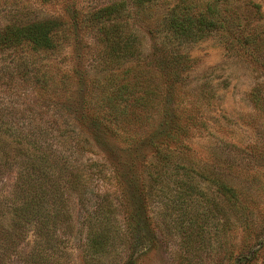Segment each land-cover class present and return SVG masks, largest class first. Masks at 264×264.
<instances>
[{
	"label": "rangeland",
	"instance_id": "rangeland-1",
	"mask_svg": "<svg viewBox=\"0 0 264 264\" xmlns=\"http://www.w3.org/2000/svg\"><path fill=\"white\" fill-rule=\"evenodd\" d=\"M121 1L128 6L127 16L93 20L99 8ZM131 1L0 0V27L46 19L60 23L53 49L19 50L17 65L22 64L25 73L30 67L24 79L16 69L3 72L9 59H0V101L6 111L16 108L12 116L18 119V129L29 113L42 116H36L35 127L52 131L50 120L65 118L67 125L59 123L63 137L58 144H65L71 129L88 140L80 149L73 147L81 192H69L64 186L62 219L42 230L35 224L16 226L6 210L19 189L17 183L22 193L31 190L25 177L35 174L31 169L24 172L22 164L31 165L33 149L24 144L16 151L12 143L1 151L0 143V264H264V107L256 109L249 99L256 87L264 89V50L255 62L235 48L249 33L264 32V0H191L198 9L216 2L233 25L229 40L210 32L197 43L180 44L168 39L165 26L167 11L178 0H157L140 8L132 7ZM114 36L131 45L133 56L122 59L112 51L109 41ZM226 41L233 43L232 49ZM156 51L158 57L172 53L189 58L190 66L180 73L179 108L182 116L191 114L197 122L183 140L188 150L179 154L181 160L170 162L165 177L157 181L150 164L156 160L149 157L140 169L142 192L132 182L135 190L124 194L110 179L109 164L90 136L62 111L42 113L43 105H33V99L95 97L97 85L125 70L151 76L160 93L162 72L156 70ZM33 72L51 78L42 95L29 79ZM262 97L264 101V90ZM159 117L155 110L151 121ZM151 128L124 129L143 138ZM180 166L192 171L190 177ZM53 178L58 176L49 175L47 180ZM220 185L235 189L244 214L219 191Z\"/></svg>",
	"mask_w": 264,
	"mask_h": 264
},
{
	"label": "trees",
	"instance_id": "trees-1",
	"mask_svg": "<svg viewBox=\"0 0 264 264\" xmlns=\"http://www.w3.org/2000/svg\"><path fill=\"white\" fill-rule=\"evenodd\" d=\"M156 1L132 0L131 4L132 7L140 8ZM256 8L258 9V6ZM128 12L127 4L121 1L99 8L92 18L97 21L101 19L108 21L111 18L127 16ZM230 23L232 24V20L222 15L216 2L205 3L203 8L198 9L191 0H178L167 11L166 35L169 40H175L177 44L197 43L210 32L222 33L223 37L228 39ZM59 26L57 20L46 19L21 26L9 24L0 27V59H9L8 65H5L2 71L9 73L16 69L18 76L24 79L30 67H26L27 73H25L22 64L17 65V61L21 59L19 50L24 47H29L34 52L53 49L55 46L53 38ZM104 35L106 40L110 39L108 33ZM125 43L126 40L122 42L118 36H114V39L109 41L113 46L112 51H117L122 59L133 56V51H130L131 45ZM227 43L230 45L229 49H232L233 43L231 41ZM235 48L249 54L252 60L257 62L259 54L264 50V32L262 35L249 33ZM157 53L156 51L154 55L156 70L162 72L160 93L151 76L144 77L141 72L132 75L131 70H125L107 77L104 83L94 87L98 94L95 97H62V100L35 97L36 101L35 98L33 99V105H43L42 113L45 114V110L62 111L76 127L90 136L91 144L109 164L107 167L111 172L110 179L114 180L115 187L124 194L135 190L132 182L137 184L135 186L140 191L143 189L138 185L142 178L140 169L149 157L156 160L154 164H150L156 172L157 181L165 177L170 162L172 160L178 162L181 160L179 154L188 150L183 140L190 136L189 128L197 122L196 116L191 114L182 116L184 112L182 113L179 108L180 101L183 100L178 88L181 81L180 73L190 66L189 58L172 53L167 56L160 54L158 57ZM9 62H14L13 66H10ZM29 79H33L34 88L42 95L51 78L44 72H33ZM262 86L264 87V83ZM263 90L258 86L249 93V99L256 109L264 107ZM3 104L0 101V143H3L1 151H5L6 145L12 143L17 145L16 151H21L24 144L31 147L33 162L31 165L23 163L22 168L24 172L31 169V173L35 174L34 178L25 177L26 180L29 179L30 192L22 193L21 185L16 184L19 189L9 198L10 202L6 210L16 226L25 227L35 224V227L42 230L48 223L60 222L62 219L60 201L64 186L70 190L69 192H81L82 179L78 168L74 165L77 157L73 155L74 148L80 149L82 143H88V140L81 138L71 129V134L66 135L65 144H58L63 137L61 131L63 129L60 128L59 123L67 125L65 118H52L51 126L55 127V131H52L50 128L44 129L33 125L36 116L42 117L39 113H29L22 129H18V119L12 116V111H16V108L11 106L6 111ZM155 110L160 112V117L153 123L151 120ZM10 124L15 125L14 129H11ZM131 125L132 127L152 125V128L143 138H138L125 132L124 128ZM72 144L74 146H70ZM95 164L100 165L93 163ZM178 168L184 169L186 178L192 174V171L184 166ZM41 174L42 176L39 177ZM49 175L58 178L47 180ZM59 179L65 180L66 183L59 186L57 184ZM180 182L182 183L183 180ZM218 189L225 197L233 200L234 205L236 203L237 211L244 214L245 207L237 203L234 188L220 185ZM94 245H98V241H94Z\"/></svg>",
	"mask_w": 264,
	"mask_h": 264
}]
</instances>
